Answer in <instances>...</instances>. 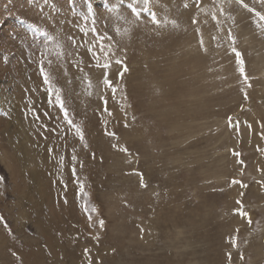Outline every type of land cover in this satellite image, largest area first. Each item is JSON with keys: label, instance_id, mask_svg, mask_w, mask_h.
Listing matches in <instances>:
<instances>
[{"label": "rangeland", "instance_id": "obj_1", "mask_svg": "<svg viewBox=\"0 0 264 264\" xmlns=\"http://www.w3.org/2000/svg\"><path fill=\"white\" fill-rule=\"evenodd\" d=\"M244 1L0 0V264H264V0Z\"/></svg>", "mask_w": 264, "mask_h": 264}, {"label": "snow or ice", "instance_id": "obj_2", "mask_svg": "<svg viewBox=\"0 0 264 264\" xmlns=\"http://www.w3.org/2000/svg\"><path fill=\"white\" fill-rule=\"evenodd\" d=\"M148 2H149V0H145V3H146V4H147ZM193 2H194V4H195L196 6H199L201 0H193ZM238 2H239L243 7L248 8V5H247L246 3H244V0H238ZM187 6H188V5L185 4V7H187ZM143 10H144V11H149L148 8H144ZM250 11L255 12L256 10H255V9H250ZM137 14H139V13H137ZM256 15L259 16L261 20H264V14H261V13L257 12ZM152 19H153V22H156V23L159 22V21L156 20V17H155L154 14H153ZM196 22H197V21L194 19V20H193V23H196ZM103 39H104V38H103L102 36L99 37L100 48H101V50H103V48H104ZM233 40H234V37H233ZM200 43H201V45L203 46V38H202V37H201ZM94 48H95V45H93V48H92V49H89V50L92 51L93 56H95L96 59L99 60V53L95 52V51H94ZM205 51H206V49H205ZM232 51H233V52H236V49L233 48ZM237 56H238V57L240 56V54H239L238 52H237ZM117 63L123 65V61H120V60H117ZM241 63H242V61H241ZM97 66H98V67L109 68L111 65H110V63H106V64H103V65L97 64ZM124 71H127L126 66H124ZM241 71H243V69H241ZM42 72H43V69H42ZM122 75H123V73H121V76H122ZM44 80H45V82L48 81V77H47L46 74H44ZM104 83L106 84L107 87L113 88L112 81L109 80V79H107V77H105ZM49 91H52V90L50 89ZM113 91H115L114 88H113ZM102 99H103V98H102ZM55 100H56V103H57L59 109L63 112V116H64L65 120L67 121V124L70 125V126H72V127L74 128L75 133H76V134L79 136V138L83 141V140H84L83 131H82L81 128L75 126V125L73 124V121L69 118L68 109L65 107V104H64V100H63V98H62L61 96H59V95H56V96H55ZM104 102H105V104H107V101H106V100H105ZM105 110H106V109H105ZM37 119H39V115H37ZM228 120H229V126L238 127V125H239V122H238V121L235 122V123H233L231 117H229ZM249 127H250V126H249ZM53 131H54V130H53ZM109 135H113V136H114L115 134H114V133H109ZM85 146H87V145H85ZM49 151L51 152L52 149H49ZM72 151H73V153H75V149H73ZM124 151H127V148H125ZM233 154L239 156V153L234 152ZM71 159H72V160H75V159H76V156L73 154L72 157H71ZM61 160H63V157H61ZM240 163L242 164L243 161H240ZM73 171H75V166H73ZM4 180H5V177H4L3 175H0V182H3ZM233 183H239V181L233 180ZM144 186H146V185H144ZM239 203H240V202L238 201V204H239ZM235 211H236L239 215H241V216H243V217H248V218H249V223H251V219H250V217H249V214H248L246 211L243 210L242 205H241V207L235 209ZM89 218H91V217H89ZM0 222H4V226L7 228V222L4 221V217H3L2 215H0ZM100 223H101V226H102V225H103V221H100ZM85 251H87V249H86ZM89 264H91V261H89Z\"/></svg>", "mask_w": 264, "mask_h": 264}, {"label": "bare ground", "instance_id": "obj_3", "mask_svg": "<svg viewBox=\"0 0 264 264\" xmlns=\"http://www.w3.org/2000/svg\"><path fill=\"white\" fill-rule=\"evenodd\" d=\"M231 2H232V1H231ZM244 3H246V2L244 1ZM246 4H247V3H246ZM259 13H261V12H259ZM261 14H264V13H261ZM186 27H187V26H186ZM189 30H190V29H189ZM189 44H190V43H189ZM188 46H189V45H188ZM255 50H256V49H255ZM263 51H264V50H262L261 52H263ZM261 52H259V53H261ZM262 60H263V59H262ZM259 64H260V63H259ZM262 64H263V63H262ZM261 66H263V65H261ZM261 68H262V67H261ZM254 117H255V116H254ZM255 122H256V121H255ZM255 122H254V123H255ZM254 123H253V124H254ZM254 125H255V124H254ZM254 125H253L252 127H254ZM260 125H261V124H260ZM252 127H251V128H252ZM256 127H257V126H256ZM256 127H255V128H256ZM255 128H254V129H255ZM255 130H257V129H255ZM259 130H260V129H259ZM257 132H258V131H257ZM256 134H257V133H256ZM259 142H260V140H259ZM255 197H256V196H255ZM261 203H262V202H261ZM251 213H252V212H251Z\"/></svg>", "mask_w": 264, "mask_h": 264}]
</instances>
